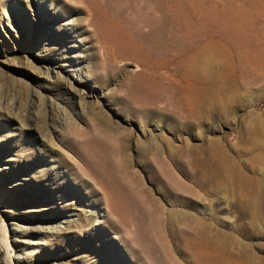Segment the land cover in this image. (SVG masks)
<instances>
[{"label": "rangeland", "instance_id": "1", "mask_svg": "<svg viewBox=\"0 0 264 264\" xmlns=\"http://www.w3.org/2000/svg\"><path fill=\"white\" fill-rule=\"evenodd\" d=\"M0 234V264H264V0H0Z\"/></svg>", "mask_w": 264, "mask_h": 264}, {"label": "bare ground", "instance_id": "2", "mask_svg": "<svg viewBox=\"0 0 264 264\" xmlns=\"http://www.w3.org/2000/svg\"><path fill=\"white\" fill-rule=\"evenodd\" d=\"M156 22L157 21H155V24H156ZM157 24H159V21L157 22ZM153 26H154V28H152V26H151V29H153L154 33L150 35L151 37L149 38V42L148 43H149L150 48H151L150 49L151 50V52H150L151 57H157V52H155L156 51L155 49L164 48L162 43H163V40L165 38L162 36L160 25L159 26L157 25L158 28H155V25H153ZM204 50H206V49H204ZM191 63H192V65L195 64L194 56H192V58H191ZM103 160L104 159L98 158L96 160V163L95 164H91L90 166L92 167V171H93L92 173L95 175L94 178H98V180H99V182H96L98 184V186L100 185L101 188L105 192L107 191L106 193H110L113 190V187H114L115 183L111 181V179L109 177V173H108V171L106 169V164L107 163L103 162ZM111 212H112V210H111ZM4 241H6V240H4ZM6 242L3 243V240H2V237H1V234H0V249L1 250L2 249H6V247L8 246L6 244ZM6 257L7 258L10 257L7 249H6Z\"/></svg>", "mask_w": 264, "mask_h": 264}]
</instances>
